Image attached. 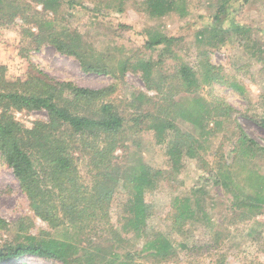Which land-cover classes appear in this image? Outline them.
I'll return each instance as SVG.
<instances>
[{"label": "rangeland", "instance_id": "374dc122", "mask_svg": "<svg viewBox=\"0 0 264 264\" xmlns=\"http://www.w3.org/2000/svg\"><path fill=\"white\" fill-rule=\"evenodd\" d=\"M11 1L13 5L6 4L0 12L4 17L0 18V65L6 67V80L23 81L30 75L42 73L55 81L70 82L80 88L98 90L112 85L115 90L109 101L117 106L120 115L130 119L127 122L131 126L137 115L157 113V108L164 103V94L168 95L169 102L179 106L182 101L179 97L185 93L180 74L184 65L196 72L199 84L191 94L201 97L207 109L218 106L217 112H227L231 119L217 130L211 120L194 126L187 118L175 119L179 129L198 149L199 158L206 163L203 167L200 160L187 158L182 150L181 160L174 166L166 144L156 143L152 130L146 129L147 123L145 127L141 124L137 132H126L124 148L115 152L118 165L123 171L124 165L132 168L147 166L155 183V189L146 195L151 204L147 232H159L175 245L184 243L190 247L173 260L159 262L141 253L142 239L130 233L121 249L123 253H131V264H264V228L256 227L254 223L264 222V212L254 218L242 217L232 205V195L214 185L209 172L211 168L223 169L224 162H232V150L237 146L234 121L248 137L264 147V128L258 124L264 106V0L229 3L227 12L221 16V26L227 28L235 24L247 32L241 35L229 33L224 40L219 34L213 36L212 28L222 0H186L187 16L171 13L161 18H150L140 4L143 0H127L121 13L110 9L100 14L79 7L70 11L64 5L57 17L32 0ZM87 3L88 7H93L91 2ZM45 21H54L51 27L59 38H63L66 31L75 29L84 42L105 57V68L113 71L115 76L85 72L77 59L57 52L47 40L52 29L44 25ZM157 35L176 39L167 53L161 52L162 46L145 47V42ZM210 38L214 47L208 45ZM240 39L243 40L241 44ZM126 58L132 64L139 60L151 63L150 86L141 71H129L124 75L118 72V61ZM207 62L218 68L222 83H203V66ZM14 116L26 128H31L35 121L47 120L44 111L15 112ZM74 158L81 177L88 182L84 155L75 152ZM241 163L246 166L237 164V171L253 169L264 175V157L254 156ZM117 192L115 200L119 202L123 198L121 191ZM187 197L195 213L172 229L170 216L174 199ZM121 217V212L112 214L111 222L115 227L123 224ZM0 220L3 221L0 244L20 242L26 235L70 236L66 230L52 229L35 215L12 171L1 158ZM98 235L92 237L90 234L88 239L102 249L106 248L108 234ZM208 243H211L210 248ZM5 264L62 263L24 256Z\"/></svg>", "mask_w": 264, "mask_h": 264}, {"label": "trees", "instance_id": "16d2710c", "mask_svg": "<svg viewBox=\"0 0 264 264\" xmlns=\"http://www.w3.org/2000/svg\"><path fill=\"white\" fill-rule=\"evenodd\" d=\"M87 1L93 7H88ZM126 1L32 0L54 17L58 16L64 5L70 11L79 7L100 14L110 9L121 13ZM235 1L237 0H222L214 15L213 36L219 34L221 40L229 33L241 35L247 32V29L239 25L230 24L223 28L220 24L228 4ZM133 2L137 6V2ZM6 4L12 6L13 1L0 0L1 13ZM140 4L150 18H161L171 13H177L180 17L188 15L186 0H143ZM53 22L45 21L44 25L52 29L47 40L57 52L77 59L85 72L115 76L113 71L105 68V57H101L99 52L84 42L75 29L66 31L63 38L56 37L51 27ZM175 42L173 37L157 35L147 40L145 47L154 49L162 46L161 52L167 53ZM242 42L240 39L239 43ZM208 45L215 46L211 38ZM149 68L151 63H145L144 60L132 64L126 58L119 60L117 64L121 75L129 71H141L143 79L150 86L152 77ZM203 70V83H222L223 78L217 67L207 62ZM5 73L6 67L0 65V158L12 171L35 215L52 229L66 230L70 236L39 234L23 236L20 242L5 241L0 244V264L24 256L59 261L62 264H131L133 256L129 252L123 253L121 249L130 233L142 239L141 253L159 262L173 260L181 251L190 250L187 244L175 245L159 232H147L151 204L146 195L155 189L151 170L144 165L134 168L124 165L123 171L116 161L115 152L124 148L128 130L137 132L141 124L145 127L147 123L146 129L152 130L156 143L166 144L174 166L179 164L182 151L187 158L200 160L202 167L206 165L199 158L196 146L176 125L175 119L187 118L194 126L201 121L211 120L216 130L231 119L227 112H217L218 106L212 110L207 109L201 97L191 94L199 87L195 71L181 66V86L185 93L179 97L182 99L179 106L169 102L168 95L164 94V103L157 108V113L137 115L132 119L131 126L127 122L130 119L120 115L117 106L109 101L115 90L112 85L98 90L80 88L70 82L55 81L42 73L30 75L23 81L11 82L6 80ZM158 89L161 94V86ZM140 96L144 97L142 94ZM22 111H44L47 120L35 121L31 128H26L14 116L15 112ZM262 111L258 124L264 128V106ZM174 116L176 117L173 118ZM234 126L237 146L232 150V162H224L223 169L211 168L210 178L212 177L214 185L232 195V205L242 217L254 218L264 212V175L253 169L237 171L236 166H246L241 162L245 163L254 156L264 157V147L248 137L236 121ZM75 152L85 157L88 182L79 173ZM117 191H121L123 198L119 202L115 200ZM172 208V229L178 228V224L195 213L190 206L189 197L183 200L175 198ZM120 212L123 214V224L115 227L111 217ZM254 223L256 227L264 228L263 221ZM2 224L3 221L0 220V226ZM89 229L95 233L88 232ZM104 232L108 234V245L104 249L88 239L90 234L96 237L99 236L98 233ZM210 244L208 243L209 248L215 241Z\"/></svg>", "mask_w": 264, "mask_h": 264}]
</instances>
